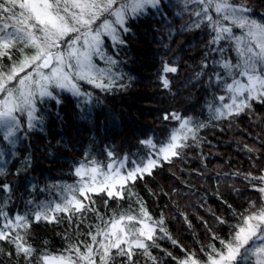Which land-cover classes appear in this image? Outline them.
<instances>
[{"label":"snow or ice","instance_id":"obj_1","mask_svg":"<svg viewBox=\"0 0 264 264\" xmlns=\"http://www.w3.org/2000/svg\"><path fill=\"white\" fill-rule=\"evenodd\" d=\"M168 0H0V138L15 148L19 133L42 125L44 116L40 105L55 100L59 105L61 93L77 99L78 107L91 105L93 93L84 91L82 84L102 92L123 89V73L114 71L118 60L107 52L110 41L115 51L126 44L124 35L130 32L129 21L148 15L149 10L163 12ZM184 12L192 17L184 30L207 28L211 52L220 54L213 64L222 69L209 78L223 95H213L207 103L211 119H228L239 116L252 108V101L264 103V22L251 15L246 3L233 0H179ZM195 7L189 8V5ZM182 15V13H177ZM239 29V34L234 32ZM227 42L236 54L233 62L225 56ZM215 46V47H213ZM28 50V51H26ZM19 52L20 56L16 57ZM103 61L100 67L95 61ZM207 67V64L204 65ZM174 64L164 62L160 80L169 88L168 73H176ZM203 73H197V77ZM219 101V103H216ZM165 121H176L167 138L157 142L152 137L140 144L147 150L140 160L127 166L128 157H115L108 151L105 165L94 157L75 167V184H53L59 199L33 204V210L10 217L4 210L7 199L0 203V241L12 246L17 264H114L115 257H127L120 264H138L134 256L141 254L157 264L151 249L159 247L158 239L165 236L179 246L184 256L171 252L175 264H264V170L259 176L244 174L252 189L260 193L259 203L250 200L243 212L233 209L236 223L228 225L226 237L212 232V241L200 251L206 259L179 245L169 234L163 215L155 219L143 200L129 186L145 176H152L154 169L171 164L183 156V149L190 147L189 139L199 140L198 132L206 125L193 117L180 113H166ZM248 151H253L248 148ZM15 155V153H13ZM5 152L0 149V163ZM5 169L0 167V175ZM259 181V183H254ZM0 190L11 193V186L0 184ZM44 191V190H42ZM104 194L108 199L135 198L138 211L131 205L127 211L114 213L108 219L99 216L95 232L89 231L90 243L83 247L70 244L59 254L43 251L39 254L29 242L33 224L60 223L63 214L72 222L73 216L83 219L87 212H94L93 196ZM87 201V203H85ZM224 203H227L224 201ZM107 204V201H105ZM231 208V205H228ZM187 222V218L185 217ZM219 224L228 222L217 216ZM207 227V225H205ZM189 227H191L189 223ZM211 232V229H209ZM162 233L158 236L157 233ZM215 242H218L219 246ZM136 250H139L137 252ZM0 254H5L0 248Z\"/></svg>","mask_w":264,"mask_h":264},{"label":"trees","instance_id":"obj_2","mask_svg":"<svg viewBox=\"0 0 264 264\" xmlns=\"http://www.w3.org/2000/svg\"><path fill=\"white\" fill-rule=\"evenodd\" d=\"M243 2L251 8L253 18L264 22V0ZM192 19L179 0H168L160 14L150 9L148 15L130 20L131 30L123 37L126 44L119 47L118 53L107 42V52L119 62L114 71L123 73L120 83L125 88L102 92L82 84L84 91L93 93L91 105L78 107L75 97L61 93L59 105L55 100L40 105L43 124L31 131L26 128L21 131L15 148H9L0 138V149L5 152L4 162L0 163L5 169L4 175H0V184L7 183L12 189L11 193L0 190V203L10 196L4 209L10 217L33 210L30 200L39 204L59 199L56 191L49 189L53 184H75L74 170L82 161L94 157L106 165L109 150L115 157L127 156V166L133 160L142 159L147 150L140 141L149 137L164 141L177 125L176 121H165L164 115L173 112L206 125L198 132V142L189 139L190 147L182 150V158L163 164L154 169L152 176L129 185L155 219L163 215L172 238L188 252L206 259L201 247L206 249L214 242L212 232L227 236L228 225L236 223L233 209L243 212L250 200L259 203L260 193L252 189L244 174L259 176L264 170V103L252 101V108L239 116L210 118L207 103L213 95L224 94L215 83L209 86V78L214 81L213 74L222 72L213 64L221 57L209 50L206 27L184 30ZM239 31L234 29L237 34ZM221 45L226 48L225 56L235 62L237 57L232 47L223 41ZM15 55L20 56L19 52ZM164 62L178 68L176 73L167 74L170 81L167 89L160 80ZM97 64L105 66L103 61ZM93 200L95 203L90 207L95 211L85 213L82 220L78 214L69 223L60 214V223L33 224L28 239L37 253L59 254L77 243L83 247L84 242L90 243L87 233L95 232L99 216L108 219L114 213L127 211L130 205L137 211L139 208L135 198L127 196L119 200L101 194L93 196ZM217 216L228 223L219 224ZM157 244L159 247L151 249L157 264H175L168 252L184 256L180 247L166 236L158 239ZM0 248L5 253L0 254V264H17L14 254H6L13 252L10 244L0 241ZM38 258V255L33 258V264ZM134 259L138 264H152L142 253ZM121 260L126 261L127 257H115L114 264H120ZM18 264H24L23 259Z\"/></svg>","mask_w":264,"mask_h":264},{"label":"rangeland","instance_id":"obj_3","mask_svg":"<svg viewBox=\"0 0 264 264\" xmlns=\"http://www.w3.org/2000/svg\"><path fill=\"white\" fill-rule=\"evenodd\" d=\"M100 60H96L95 62L97 63V62H99ZM5 142V141H4ZM6 143V142H5ZM9 148H10V146L9 145H7ZM78 177L77 176H75V178H74V183H76L77 181H78Z\"/></svg>","mask_w":264,"mask_h":264}]
</instances>
